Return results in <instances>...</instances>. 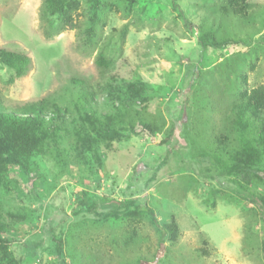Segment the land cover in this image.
<instances>
[{"label": "rangeland", "instance_id": "rangeland-1", "mask_svg": "<svg viewBox=\"0 0 264 264\" xmlns=\"http://www.w3.org/2000/svg\"><path fill=\"white\" fill-rule=\"evenodd\" d=\"M91 6L72 0L69 30L45 0H0V48L29 59L19 78L0 64L1 102L59 111L69 152L61 162L31 150L27 163L0 164V264H264V206L236 197L241 183L223 173L254 145L234 107L264 86V0H98L95 14ZM202 32L229 44L202 47ZM72 80L121 129L117 98L128 84L143 87L146 102L134 99L130 114L140 111L154 137L122 130L99 141L97 170L76 147L90 124ZM259 152L241 185L264 199ZM125 202L146 211L104 220ZM151 218L166 227L162 237Z\"/></svg>", "mask_w": 264, "mask_h": 264}, {"label": "trees", "instance_id": "trees-1", "mask_svg": "<svg viewBox=\"0 0 264 264\" xmlns=\"http://www.w3.org/2000/svg\"><path fill=\"white\" fill-rule=\"evenodd\" d=\"M91 1V8L95 14L98 8V0ZM71 2L72 0H45V10L52 15L61 17V29L72 30L75 28V24L69 19L66 12ZM237 3L238 0H227L228 6L234 7ZM235 14L239 13L236 12ZM199 43L202 47L211 49H218L229 44L226 40H215L212 35L204 32L199 36ZM0 64L12 69L14 76L19 78L25 74L29 59L21 53L0 48ZM97 65L106 68L108 63L105 59L100 58ZM72 84L78 87L84 103L82 107L88 108V110L83 109V116L80 117V120L84 122L85 116L90 124V129L81 126L82 134L77 139L76 147L80 151L87 150L90 153L97 170L102 167L98 150L99 141L121 138L123 137L122 130L132 135L145 134L150 139L156 134L157 128L143 120L140 117V111L134 110V113L130 114L132 105L136 103L134 99L139 100V104L142 105L146 102L145 97H143V87L128 84L124 91L127 97L122 100L117 98L118 106L120 105L123 109V112L116 109V124L119 121L124 124L123 129H121V127H114V120L111 115L104 114L101 116L102 118H99L92 106L93 93L88 91V87L84 86L83 81L72 80ZM234 112L237 120L247 130L248 137L251 138L254 145L247 152L231 156L230 164L223 168V173L226 176H232L235 181L239 180L241 184H248L251 182V177L254 176V171L260 162L259 151L264 153V86L260 85L245 94L244 99L235 105ZM62 123L61 113L59 111L49 112L43 101L27 104L23 108L12 107L9 109V107L3 106L0 99V164L22 165L27 163L31 150L43 156L52 151L55 159L61 162L64 155L69 153L66 147L59 144L61 138H64ZM256 144L259 147L255 146ZM241 184L237 185L233 191L236 197L250 204L260 203L264 206V199L261 196H256ZM131 204V202L116 203L115 209L124 211V213L121 214L115 210L113 213L103 215L104 220L118 219L121 216L139 217L146 211L139 207L130 210L128 205ZM151 221L154 226L159 227L155 219L151 218ZM159 232L162 237L167 233L166 227L160 226Z\"/></svg>", "mask_w": 264, "mask_h": 264}]
</instances>
